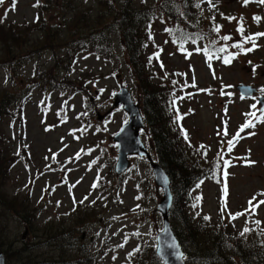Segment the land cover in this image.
<instances>
[{
  "label": "rangeland",
  "instance_id": "rangeland-1",
  "mask_svg": "<svg viewBox=\"0 0 264 264\" xmlns=\"http://www.w3.org/2000/svg\"><path fill=\"white\" fill-rule=\"evenodd\" d=\"M162 1L130 0L129 10L147 13L149 10L154 15ZM41 2L39 5L38 0L0 3V45L7 44L5 50L13 51L9 59L0 54V100L4 104L12 103L9 104L12 115L0 121L1 152L12 163L2 186L4 204L10 208L0 206V253L5 264L50 262L61 253L64 263L66 259L81 263L91 259L95 264H155L149 251L155 252L156 235L162 229L156 210L162 192L156 188L146 161L135 160L126 175L115 176L117 152L112 138L123 114H115L112 122L110 118L104 121L111 108L110 97L119 84L116 76L129 87L133 98L140 95L128 68L120 34L112 24L121 0H57L55 7L48 5L47 11H44L46 7L40 8L46 4L44 0ZM214 3L217 8L209 11L206 5L202 6V17L210 18L202 22L212 28V16H215V24L221 26L219 34L212 32L217 38L230 35L232 39L227 43L238 42L240 17L244 18L245 36L264 33V5L255 0L246 6L241 0H214ZM76 13L75 28L81 27L87 33L95 25L103 27L111 45V56H96L91 48L81 47L83 51L65 72L56 63L62 50L53 52L52 45L44 44L45 35L52 37L44 30H55V43L61 42L65 23ZM221 13L236 19L229 22ZM254 16L261 17L260 22H255ZM172 24L159 15L152 20V42L143 51L144 56L152 55L148 67L151 72H157L156 78L150 79L151 84L162 81L177 89L173 95L174 110L181 116V133L187 135L190 144L188 148L183 145L185 151L202 170L216 168L211 179L203 178L196 186L194 200L190 201L192 208L188 207L186 214L199 222L205 216L211 222L222 218L238 231L258 227L264 233V204L246 211L249 200L253 205L264 200V123H256L255 117L247 115L255 112L259 116L258 106L253 109L251 105L256 104V97L264 96L261 93L264 36L257 39L256 49L247 54L227 47L223 61L228 58L225 54H233L235 58L225 64L206 53L202 43L193 46L183 42L182 51L180 42L175 45L167 34L166 29L176 30ZM51 67L56 68V80L46 75ZM89 75L95 84L84 88L80 80ZM61 80L65 82L58 85ZM239 84L251 85L257 90L256 96L251 100L241 99L236 91ZM47 89L53 93L45 103L42 93ZM23 96L25 99L20 101ZM248 120L255 127L240 132L242 138L235 140L229 151L228 142ZM57 121L64 123L55 125ZM82 125L88 129L83 131ZM78 128L80 132L75 131ZM249 132L255 135L250 136ZM141 138L148 149V135ZM82 150L88 153H80ZM22 153L25 160L16 161ZM221 159L223 166L217 168ZM225 161L229 166H225ZM247 161L255 163L249 165ZM234 215L236 218L232 219ZM54 233L62 235V239H56L59 243L56 249L50 242ZM18 250L19 262L15 255Z\"/></svg>",
  "mask_w": 264,
  "mask_h": 264
},
{
  "label": "trees",
  "instance_id": "trees-1",
  "mask_svg": "<svg viewBox=\"0 0 264 264\" xmlns=\"http://www.w3.org/2000/svg\"><path fill=\"white\" fill-rule=\"evenodd\" d=\"M44 1L46 4H43L40 8L44 10L46 7L44 11H47L48 5H50L49 8L51 6L55 7L57 0ZM197 2H200V0H163L159 7V12L152 15L149 10V13L146 10H129L130 0H121L120 8L114 15L112 24L120 34V42L127 56L129 71L137 84L142 113L150 138L152 155L170 181V189L173 196L170 210L171 226L184 253L186 264L192 261L199 262V264H264V233L259 232L258 229L260 228L248 229L247 232H244L245 228H242L238 231L237 227H230L228 225L229 222L222 220V218L215 219L213 222H211V219L205 220L201 218V222H199L194 217H189L186 214V209L188 207L192 208L190 201L194 200L193 193L196 186L203 178L211 179L216 172V168L211 166L210 170H202L203 168L199 167L185 151L183 145L188 148L190 144L187 141V135L182 134L175 126L179 117L173 107L172 92L174 86L171 84L172 88H170V85L162 81L157 85L151 84L156 78L157 72H151L148 67L151 66L152 55L144 56L143 53L146 45L152 42L150 35L152 20L159 15L172 22L176 29L189 34L200 33L204 36L203 39L196 40L195 43L191 40L184 43L194 46L202 43L212 56L215 54L222 55L223 52L218 51L222 47L220 40L212 34V28L202 22L203 20H210V18L202 17L204 16L202 14V6H207L206 11L211 9H209L207 3L203 2H201V7L197 8L195 6ZM101 3L105 5L104 2ZM39 4H42L41 0H38ZM67 6L69 7L70 4ZM73 17L72 20L68 19L65 23L67 24L66 31L65 33L63 32V39L59 43H55V30L52 28L46 30L44 28L46 34L50 33L52 35V37L49 35L44 36V44L46 46L52 45L53 52L56 49L62 50L60 53L61 59H57L56 63L65 72L69 71V67L73 65L77 55L83 51L81 47L91 48V52L96 56H111V45L108 43L109 38L105 35L103 27L95 25L90 32L85 33L83 28L74 27L77 22V13ZM36 19L35 23L37 24L39 17ZM10 30L13 29L10 28ZM0 31H2L1 26ZM167 34L176 41L174 42L175 45L180 42L176 40V37L180 34L179 32L174 34L167 32ZM212 41L217 42L213 44ZM7 46V44L0 45V54L9 59L13 51L5 50ZM17 48H21V45L18 44ZM55 69V67H51L46 74L50 75L54 80H56ZM82 79L84 82L92 81L90 75L86 79ZM64 82L65 80H61L58 85ZM87 87L90 88V86ZM52 89L54 90V88ZM47 91L51 90L47 89ZM24 98L23 96L20 101ZM9 104L12 105L10 102ZM9 104H4L3 100H0V121L12 115ZM2 141L4 140L2 139ZM1 149L0 147V156L2 154ZM25 158L26 156L22 153L20 159L25 160ZM13 161L15 162V159ZM219 161L217 168L223 166L222 161L224 160L221 159ZM8 162L10 161H6L2 154L0 158V206L10 208L8 204H4L5 197L2 192V186H4L12 164ZM242 232L244 233L243 235H241ZM55 234L52 235L50 242L53 248L56 249V244H59L56 243V239H62V235L61 233ZM61 246L62 244H60ZM19 252L20 250L15 253L18 262ZM137 252L135 251V254ZM149 252V255L154 259V263L160 264L155 256L154 249H150ZM5 255L7 254L5 253ZM67 260L65 263L63 262L61 253L56 260L52 258L50 262L37 264H95L91 259L86 263ZM24 264L34 263L24 261Z\"/></svg>",
  "mask_w": 264,
  "mask_h": 264
},
{
  "label": "water",
  "instance_id": "water-1",
  "mask_svg": "<svg viewBox=\"0 0 264 264\" xmlns=\"http://www.w3.org/2000/svg\"><path fill=\"white\" fill-rule=\"evenodd\" d=\"M247 89H251L252 91L248 93L246 91ZM236 90L240 95L243 92L246 98H251L255 94V90L252 87L242 84L238 85ZM258 101L260 108H264V100L260 98ZM119 105H121L123 110L127 113L129 122L123 127L124 131H120L113 139L118 145L117 159L114 168L115 174L119 177L129 169V157L144 158L151 162L154 184L162 192V198H160L156 206V210L160 214L162 220V230L156 236L157 245L155 255L162 264H186L169 221L173 196L170 190L168 176L158 164L151 161V157L141 142L139 130L144 128L142 117L138 106L133 104L127 91H122L115 97L114 107ZM172 240H174L178 246L176 255H172V250L166 247V242ZM0 264H5L4 255L2 253H0Z\"/></svg>",
  "mask_w": 264,
  "mask_h": 264
},
{
  "label": "snow or ice",
  "instance_id": "snow-or-ice-1",
  "mask_svg": "<svg viewBox=\"0 0 264 264\" xmlns=\"http://www.w3.org/2000/svg\"><path fill=\"white\" fill-rule=\"evenodd\" d=\"M3 2H4V0H0V3H3ZM201 2L207 3L208 6H209V9H216L217 8V4L214 3V0H200V2H197L195 6L197 8H200L201 7ZM241 2H242V5L246 6L247 4L252 2V0H241ZM255 2H257L258 4L264 5V0H255ZM13 8H15V3H13ZM220 15H221L222 18L227 19L229 22H231L233 19H236L235 17H232V16L225 17L223 13H221ZM239 19H240V24L237 27V32L240 33V35H241V41L237 42V43H233L231 45V47L237 48L239 50V53L247 54V53L252 52V51H254L256 49V47H257L256 41H257V39L259 37L264 36V33H255V34H252V35H249V36H245L244 35V28H243V20H244V18L240 17ZM212 20H213V27H212L211 31L214 32V33L219 34V32L221 30V26L215 24V16L214 15L212 17ZM253 20L258 23V22H260L261 17L254 16ZM166 31L169 32L170 34H174V32H179L180 33L179 36L176 37V40L180 41L179 47H180V49L182 51L184 50L183 49V42L191 40L193 43H195L196 40L204 38V36L202 34H200V33L189 34V33L183 32V31H181L179 29H176V30L166 29ZM218 39L227 42V41L231 40L232 37L230 35H225V36H222V37L218 36ZM174 42H176V41H174ZM216 42L217 41H212L213 44H215ZM247 43H251L252 47L245 48L244 45L247 44ZM226 50H227L226 46L225 47H221V48L218 49L219 52H225ZM196 51L199 52L200 49L197 48ZM204 51L207 53L208 49L205 48ZM234 58H235L234 56L230 55L228 58H225L223 62L225 64H229L231 62V59H234ZM209 59H210V57H209ZM101 91H103V90H101ZM246 91L248 93H250L252 90L251 89H247ZM261 93H262V95H264V89H261ZM244 96H245V94L242 92L241 93V99H243ZM251 107L253 109H256L257 105L253 104V105H251ZM259 112H260V116H256L255 112L248 113L247 115L255 117L256 118V123H264V108H260ZM126 122L127 121H125V123ZM254 127H255V124L253 123L252 120H248L246 123H244L241 126L240 130L236 133V136L233 138V140H230L228 142L229 143V151H231V149L233 147V144H234V141L242 138V137H240V132H243L245 129H250V128H254ZM122 131H124L123 128H121V132ZM225 135H227V132H225ZM248 135H250V136L251 135H255V133L254 132H249ZM76 158L77 159L79 158V154H77ZM247 163L249 165H251V164H254L255 161H247ZM225 166L226 167L229 166V162L228 161H225ZM226 175H227V173H225V176ZM96 186L97 185L94 183L93 184V188H95ZM223 191L225 192V194L227 193V186H225ZM262 195H264V194H262ZM137 198H139V197H137ZM253 199H255V198H253ZM261 204H264V200L259 201V203L256 204V205H253L252 200H249V209L246 210V211H254L255 208L259 207V205H261ZM225 207H226V204H225ZM222 211H223V209H222ZM236 215H244V213H238ZM236 215H234L232 217V219H235ZM204 219L208 220V219H210V217L205 216ZM257 223H259V221H257ZM247 231H248V229L245 228L244 232H247ZM243 234L244 233L242 232L241 235H243ZM120 247H123V245H120ZM166 247L170 248L172 250V255H176L177 254L178 246L176 245L174 240L166 242ZM135 251H139V249H136ZM129 255L131 256L132 253H130Z\"/></svg>",
  "mask_w": 264,
  "mask_h": 264
},
{
  "label": "flooded vegetation",
  "instance_id": "flooded-vegetation-1",
  "mask_svg": "<svg viewBox=\"0 0 264 264\" xmlns=\"http://www.w3.org/2000/svg\"><path fill=\"white\" fill-rule=\"evenodd\" d=\"M115 80H116V82H119V84H118V86H117V90H115L114 91V93L111 95V97H110V105H111V108L108 110V112H107V115H106V117H105V119H104V121H108L109 120V118H110V122H112V119H113V117H114V115L115 114H118L119 112H122V114H123V119H121V121H120V124H119V129H118V132L121 130V128L128 122V117H127V115L124 113V111H123V108H122V106L121 105H119V106H117V107H114V103H115V97L118 95V94H120L122 91H127V93L129 94V96L131 97V99H132V101H133V103L135 104V105H137L138 106V108L140 109V112H141V115L143 116V113H142V106H141V102H140V99H139V96L140 95H138V97H135V98H133V96H132V93H130L129 92V87L127 88V87H125L124 86V84L123 83H121V81H122V79L120 78V76H116L115 77ZM92 84H95V81H92L91 83H88L87 85H86V88H89V87H87V86H90V85H92ZM81 85L82 86H84V84L81 82ZM91 87V86H90ZM85 88V87H84ZM93 89V88H92ZM96 92V95H99V93L100 92H98V91H95ZM78 94V93H77ZM144 118V117H143ZM125 121H127L126 123H125ZM143 122H144V125H145V129H143L142 131H140V136L141 137H145V136H147L148 135V133H147V125H146V122H145V120L143 119ZM149 136V135H148ZM114 138V137H113ZM113 138H112V143H113V149H117V145H116V143H114L113 142ZM150 142V141H149ZM149 148L151 149V147L149 146ZM149 150V149H148ZM152 150V149H151ZM129 160H130V162L132 163L133 161H135V160H137V161H146V160H143V159H139V158H129ZM147 162V161H146ZM145 162V163H146Z\"/></svg>",
  "mask_w": 264,
  "mask_h": 264
}]
</instances>
